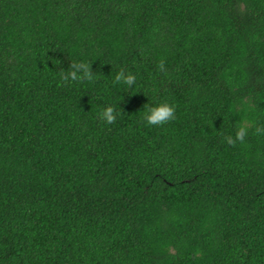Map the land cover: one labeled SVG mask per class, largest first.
<instances>
[{"label": "trees", "instance_id": "trees-1", "mask_svg": "<svg viewBox=\"0 0 264 264\" xmlns=\"http://www.w3.org/2000/svg\"><path fill=\"white\" fill-rule=\"evenodd\" d=\"M257 127L264 0H0V264H264Z\"/></svg>", "mask_w": 264, "mask_h": 264}, {"label": "clouds", "instance_id": "clouds-1", "mask_svg": "<svg viewBox=\"0 0 264 264\" xmlns=\"http://www.w3.org/2000/svg\"><path fill=\"white\" fill-rule=\"evenodd\" d=\"M161 70L164 69V65L161 62L159 65ZM69 71L67 74H63V79L67 81L69 78L72 81H83L85 79L92 80L93 74L90 67L84 64L72 62ZM83 72V75H78L79 72ZM123 82L129 86L135 83V76L131 73L125 75L123 69L116 75L114 83ZM145 114L143 119L147 121L149 125H163L168 121L175 118V109L172 105L167 102H162L156 106H145ZM101 119L105 120L107 123L111 124L114 123L116 120V114L114 112V108L109 106L101 112ZM247 128L245 126H238V131L236 132L235 138L231 136L225 137L226 141L230 145H235L237 141L243 142L246 135H247ZM257 134H264V127H257L256 128Z\"/></svg>", "mask_w": 264, "mask_h": 264}]
</instances>
